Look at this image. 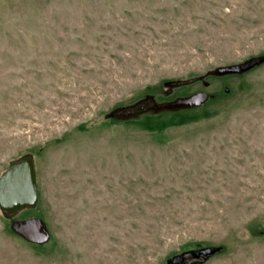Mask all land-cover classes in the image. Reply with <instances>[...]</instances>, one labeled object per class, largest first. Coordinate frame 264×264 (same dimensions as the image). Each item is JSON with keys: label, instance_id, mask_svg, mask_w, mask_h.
<instances>
[{"label": "rangeland", "instance_id": "1", "mask_svg": "<svg viewBox=\"0 0 264 264\" xmlns=\"http://www.w3.org/2000/svg\"><path fill=\"white\" fill-rule=\"evenodd\" d=\"M28 154L0 264H264V0H0V177ZM32 217L47 244L13 232Z\"/></svg>", "mask_w": 264, "mask_h": 264}, {"label": "water", "instance_id": "2", "mask_svg": "<svg viewBox=\"0 0 264 264\" xmlns=\"http://www.w3.org/2000/svg\"><path fill=\"white\" fill-rule=\"evenodd\" d=\"M263 62V59L255 58L241 65L226 66L216 70L217 75H226L227 73L239 74L255 68L256 65ZM205 85L209 84L205 82ZM209 93L199 92L184 99H178L167 103L162 107L165 108H185L199 107L209 100ZM149 103L145 100L140 102L130 113L128 108L123 111L122 116L142 111L148 107ZM128 113V114H127ZM37 183V169L35 168V159L31 154L22 156L12 161L6 171L0 177V210L6 217H14L24 209H31L36 206L39 201ZM12 230L29 243L45 245L50 241V232L48 226L39 218L32 217L27 220H17L12 225ZM222 250L218 247H204L200 250H190V252L176 255L169 259L167 264H187V260H191L190 264H199L205 262L212 256L219 254Z\"/></svg>", "mask_w": 264, "mask_h": 264}, {"label": "flooded vegetation", "instance_id": "3", "mask_svg": "<svg viewBox=\"0 0 264 264\" xmlns=\"http://www.w3.org/2000/svg\"><path fill=\"white\" fill-rule=\"evenodd\" d=\"M189 262H191V260H187V264H188Z\"/></svg>", "mask_w": 264, "mask_h": 264}]
</instances>
